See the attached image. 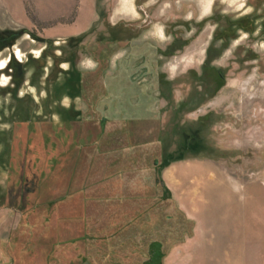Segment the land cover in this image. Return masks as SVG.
I'll return each instance as SVG.
<instances>
[{"label":"rangeland","instance_id":"1","mask_svg":"<svg viewBox=\"0 0 264 264\" xmlns=\"http://www.w3.org/2000/svg\"><path fill=\"white\" fill-rule=\"evenodd\" d=\"M263 82L264 0H0V264H264Z\"/></svg>","mask_w":264,"mask_h":264},{"label":"bare ground","instance_id":"2","mask_svg":"<svg viewBox=\"0 0 264 264\" xmlns=\"http://www.w3.org/2000/svg\"><path fill=\"white\" fill-rule=\"evenodd\" d=\"M252 81H253V77L249 78V79L243 84V86L241 87V92H242V93H246V92L249 90V87H250ZM262 85L264 86V82L262 83ZM252 95H253V94H252ZM252 95H251V96H252ZM208 188H209V187H208ZM208 197H209V196H208ZM211 198H212V197H211Z\"/></svg>","mask_w":264,"mask_h":264},{"label":"flooded vegetation","instance_id":"3","mask_svg":"<svg viewBox=\"0 0 264 264\" xmlns=\"http://www.w3.org/2000/svg\"><path fill=\"white\" fill-rule=\"evenodd\" d=\"M15 69H16V71L18 70V72H19V66H16V67H14Z\"/></svg>","mask_w":264,"mask_h":264}]
</instances>
